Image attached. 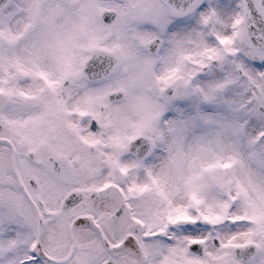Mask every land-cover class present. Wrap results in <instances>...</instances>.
<instances>
[{
    "label": "snow or ice",
    "instance_id": "1",
    "mask_svg": "<svg viewBox=\"0 0 264 264\" xmlns=\"http://www.w3.org/2000/svg\"><path fill=\"white\" fill-rule=\"evenodd\" d=\"M0 264H264V0H0Z\"/></svg>",
    "mask_w": 264,
    "mask_h": 264
}]
</instances>
